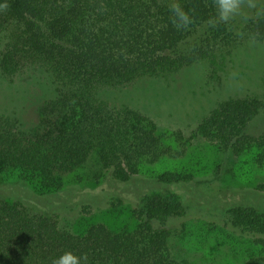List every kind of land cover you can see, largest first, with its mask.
<instances>
[{
	"label": "trees",
	"instance_id": "trees-1",
	"mask_svg": "<svg viewBox=\"0 0 264 264\" xmlns=\"http://www.w3.org/2000/svg\"><path fill=\"white\" fill-rule=\"evenodd\" d=\"M180 3L193 18L187 30L172 25L167 0H0L7 5L0 7V79L10 89L0 115V185L11 176L36 197L51 194L61 189L64 174L95 152L113 180L140 186L126 197L135 223L122 231L96 222L74 232L59 225L56 207L46 212L0 191V264H51L64 251L87 254L88 264H191L168 248L170 226L190 214L169 187L189 183L191 174L142 171L146 163L183 153L181 131L171 133L175 146L164 144L148 116L100 98L102 89L187 67H203L210 83L219 79L247 35L210 26L211 0ZM244 31L258 33L264 44V18L250 20ZM259 114L264 74L260 92L223 99L197 133L235 155L255 149L253 161L264 168V130L245 132ZM254 190L264 193V181ZM218 220L223 223H212L264 249V206L232 204ZM242 264H264V255Z\"/></svg>",
	"mask_w": 264,
	"mask_h": 264
},
{
	"label": "rangeland",
	"instance_id": "rangeland-1",
	"mask_svg": "<svg viewBox=\"0 0 264 264\" xmlns=\"http://www.w3.org/2000/svg\"><path fill=\"white\" fill-rule=\"evenodd\" d=\"M263 74L264 44L247 41L212 83L206 81L203 67L195 66L164 78H145L100 91V98L111 106L126 104L152 119L164 144L175 146L171 133L181 131L185 142L183 153L176 158L164 157L156 163H146L142 171L145 175L163 170L191 174L189 183L169 187L180 195L190 214L170 226L168 239L170 253L191 264H242L248 256L264 255V249L251 243L248 235L212 223V220L223 223L218 220L221 211L232 204L264 206V193L254 190L264 181V168L253 161L255 149L235 155L197 133L201 119L223 99L260 92ZM6 85L0 79V115L6 113L2 100L10 90H6ZM263 130L264 114H259L245 132L256 135ZM8 178L0 185V191L35 202L46 212L56 207L59 225L71 231L81 232L96 222L122 231L135 223L126 197H132L140 186L135 180L127 184L113 180L95 152L80 167L64 174L61 189L51 194L36 197L14 177Z\"/></svg>",
	"mask_w": 264,
	"mask_h": 264
},
{
	"label": "clouds",
	"instance_id": "clouds-1",
	"mask_svg": "<svg viewBox=\"0 0 264 264\" xmlns=\"http://www.w3.org/2000/svg\"><path fill=\"white\" fill-rule=\"evenodd\" d=\"M215 9L214 16L209 19L210 26L223 24L235 31L240 38L248 37L249 44L258 43V33L245 32L250 20L264 18V0H211ZM4 9L7 5L0 6ZM171 13L170 21L177 30H187L193 18L181 5L180 0H167L166 5ZM51 264H88L87 254L77 255L72 251H64L51 260Z\"/></svg>",
	"mask_w": 264,
	"mask_h": 264
}]
</instances>
